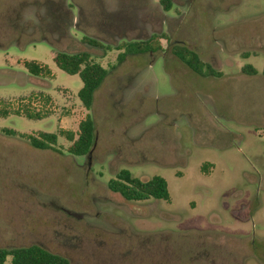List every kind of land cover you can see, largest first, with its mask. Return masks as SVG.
<instances>
[{"label":"rangeland","instance_id":"1","mask_svg":"<svg viewBox=\"0 0 264 264\" xmlns=\"http://www.w3.org/2000/svg\"><path fill=\"white\" fill-rule=\"evenodd\" d=\"M171 1L164 12L158 0H0V112L47 99L30 102L41 119L0 116V248L37 245L70 264H264V0ZM51 4L71 6L70 20L56 25ZM153 35L166 39L117 62L121 42ZM174 44L220 78L191 72ZM55 51L87 52L107 70L90 110ZM87 115L84 157L62 136L53 150L20 136L75 133ZM121 170L162 177L170 201L110 192Z\"/></svg>","mask_w":264,"mask_h":264},{"label":"trees","instance_id":"2","mask_svg":"<svg viewBox=\"0 0 264 264\" xmlns=\"http://www.w3.org/2000/svg\"><path fill=\"white\" fill-rule=\"evenodd\" d=\"M158 4L164 12L170 11L172 8L171 0H158ZM165 37L151 36L145 40L123 41L118 45L117 50L120 53L117 56V62H122L126 56H136L151 53L152 47L155 48L159 44V40ZM85 41L91 47H100L101 43L95 39L84 37ZM171 54L182 64H184L194 74L205 78H220L221 73L215 71L210 64L204 63L196 52L189 48L174 44L171 48ZM55 66L67 75H77L81 81V88L77 93V97L81 105L90 110L93 103L94 93L103 83L107 70L100 64L96 63L91 55L87 52L65 53L55 51L53 55ZM24 67L33 76L49 75L50 71L46 66L38 65L32 62H25ZM241 72L246 75H256L257 71L251 65H245L241 68ZM264 76V63L261 70ZM45 97H30L29 104L26 106H18L12 109V113L7 107L0 112V116L7 117L9 114L15 116H25L28 119H41L46 116V112L38 111L32 113L29 109L31 100H42L47 104ZM5 104L0 101V105ZM9 135H16L13 131L8 130ZM22 138H27L30 145L36 149H51L56 144L57 137H64L69 143L67 153L73 157L86 156L95 139L94 123L90 116H86L78 123V129L75 133L60 131L58 134L39 133L36 137L21 134ZM208 164L202 165V172H207ZM107 188L110 192L119 195L127 202H141L149 199L170 201L168 187L166 181L160 176L142 181L133 177L127 170L119 171L113 179L107 182ZM8 261V263H7ZM0 264H70L69 261L57 254H53L40 246L31 245L27 247H18L5 249L0 248Z\"/></svg>","mask_w":264,"mask_h":264},{"label":"flooded vegetation","instance_id":"3","mask_svg":"<svg viewBox=\"0 0 264 264\" xmlns=\"http://www.w3.org/2000/svg\"><path fill=\"white\" fill-rule=\"evenodd\" d=\"M70 7L71 6H69L68 8L66 5L65 8L63 7V9H61L58 6H54L52 4L49 5V9L51 10L53 16L56 18V25H58L59 19H62V21H60L62 23H67L70 20L71 18Z\"/></svg>","mask_w":264,"mask_h":264}]
</instances>
